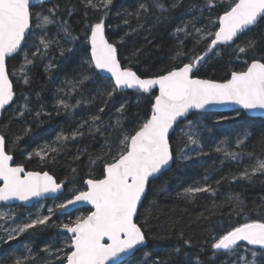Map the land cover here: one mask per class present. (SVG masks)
<instances>
[{"label":"snow or ice","instance_id":"1","mask_svg":"<svg viewBox=\"0 0 264 264\" xmlns=\"http://www.w3.org/2000/svg\"><path fill=\"white\" fill-rule=\"evenodd\" d=\"M80 2L84 6L86 21L82 43L80 37L74 34L69 19H62L59 15L62 4L56 0H0V115L16 98L13 81L10 79L9 61L15 60L17 56L22 57L20 67L14 69L11 75L19 76L18 82L30 86L29 74L32 68L38 60L48 56L53 47L59 50L61 57L68 54L65 60L68 65L66 72L71 74V79H66L64 86L56 90L58 94L71 99L73 95H82L86 84L98 85L92 90L96 95H92L90 91L86 101L82 97L74 103H68L58 96L57 102L52 105L55 114L70 112L75 119L77 109H81L85 102L95 105L98 99L102 101L95 114L82 116L71 131H61L51 142L32 151L23 149L20 155L26 153L28 159L35 156L42 162L55 163L61 152L67 149L69 142L78 141L86 135L94 139L97 133L105 137L104 152L88 157L90 168L97 162L101 163L100 176L85 180V190H77L71 198L54 204L47 209V215L36 214L33 218L29 214L27 222L14 223L10 227L0 224V231L4 233L0 235V242L3 244L19 241L25 233L33 235L30 230L37 229L38 226L43 229L62 228L64 232L57 233L58 237H62V247L46 244L39 252H33L30 244L21 242L24 254L17 255L13 252L0 260V264H132V257L151 238L148 217L152 215L153 208L159 209V205L155 199L148 207H145V202L149 200L155 182L171 172L174 164L185 162L184 166L187 167L186 162L207 155L203 151L201 136L209 129L206 125L201 126V120L208 106L233 103L243 110H264V48L261 47L264 44V0H205L204 5H185L184 0H140L134 11L125 8L122 12H116L115 15L122 19L125 26H129L131 20L135 19L138 28L149 33L158 25L168 24L171 13L178 9H185L186 14L191 16L190 19H181L171 32L176 37L177 46L170 63H178L175 66H165L159 69L158 74L143 78L131 66H125L131 65L143 49L135 48L130 57H123V53L118 50V46L124 44L125 37L138 28H130L118 40L110 42L106 27L110 28L111 25L106 26V20L112 12L114 0ZM49 4L51 7H47ZM217 4L225 6L223 14L215 21L208 19L202 27H197V23L203 21L205 11H210ZM63 7L67 17H71L76 11L70 0ZM89 9L100 13L91 18L94 21L91 23L87 22ZM141 18L145 22L151 20L152 27L140 24ZM49 26L57 28L52 36L48 35ZM213 26L218 30L211 31ZM258 29L262 30L259 41L249 36V33ZM209 36L213 38L201 53L195 54L193 48V54L190 55L185 50V40L190 39L195 46ZM61 37L68 38L67 43L78 44V47H60ZM26 48H35L31 57L25 51ZM223 49H231L230 54L235 55L237 60H240L241 53H252L248 57L251 62L242 61L245 68L231 71L230 77L223 81L199 78L196 73L212 57L220 56ZM48 60L45 70L50 73L56 65L51 62L50 56ZM184 60L187 62H183ZM102 81L107 82L101 84ZM127 90H134L141 95L148 94L150 100V108L144 113L147 118L141 120L137 115L132 121L135 127L131 132L126 131L122 122L128 119L124 104L116 109L120 116L114 124L111 119L105 122L102 118L113 98ZM20 98L25 104L16 110L15 119L24 120L31 116L39 121L42 116H52L51 112L44 111L45 105L39 93L36 94V105L32 108L28 106L31 101L27 96L21 94ZM113 132L119 133L114 153L111 146ZM31 133L32 127L28 124L15 137L0 132V202H28L33 198L60 193L65 187L66 182L58 183L46 171H26L22 163H14L11 151L19 148L24 137ZM254 136L259 141L261 152H264V129L258 130L250 126H243L236 137L235 147L240 151H228L221 146L214 150L239 162L246 154V142ZM222 143L226 144L227 141ZM87 151L86 148L78 149L74 159L79 160ZM247 156L250 160L254 159L255 163L212 183L208 182L210 177L206 174L203 184L188 186L177 192V197L194 201L200 194L216 196L222 181L243 180L252 183L258 175L264 177V159L255 157L254 153H247ZM75 171L72 169L73 173ZM167 185V180H163L158 192L167 194ZM225 201L233 206V211L237 214L244 211L243 199L239 193L229 194ZM78 203H87L92 206V210L69 223H49L57 212L67 215L69 206ZM215 207L213 201V209ZM213 209L206 210L208 215L201 213L197 220L210 219L215 214ZM141 216H144L143 223L140 222ZM9 219L15 220V215L0 214V220L7 222ZM180 237L184 248L198 246L203 252L204 246H207V241L203 245H194L193 240L184 238L183 233H180ZM210 238L213 240L210 245L213 251L207 264H217L221 256L226 257L222 264H264V220L244 222L221 235H211ZM122 255L126 259L120 260ZM147 255L146 253L145 256ZM180 255L187 258L185 264H191L189 253L179 246L172 250L164 264H176L175 257ZM195 261L196 264H204L199 254L195 256ZM154 264H160L159 258Z\"/></svg>","mask_w":264,"mask_h":264},{"label":"trees","instance_id":"2","mask_svg":"<svg viewBox=\"0 0 264 264\" xmlns=\"http://www.w3.org/2000/svg\"><path fill=\"white\" fill-rule=\"evenodd\" d=\"M56 2L62 4V9L59 15L61 18H68L69 23L72 25V29L75 35L80 37V42L84 40L85 31V18H84V6L80 0H70L71 5H74L76 11L73 12L71 17L66 16V11L63 5H67L69 0H56ZM140 0H114L112 12L109 18L106 20V34L109 41L118 40L124 35L130 28H138V22L135 19L131 20L129 26H125L122 23V19L115 15L116 12H122L127 8L130 11H134ZM190 3L204 5L205 0H184V4ZM51 7V5H47ZM225 6L217 4L210 11H205L203 21L197 23V27H202L208 19L215 21L219 15L223 14ZM100 13L89 9L88 10V23L94 22L91 18L99 16ZM191 16L186 14L185 9H178L171 13L169 23L166 25H158L153 28L151 33L144 31V29L138 28V30L131 35L125 37L124 44L118 46V50L123 53V57H130L132 51L135 48L143 49L139 57H137L131 65L134 71L143 77L153 76L158 74L159 69L165 66H175L178 61H171V57L174 54V49L177 46L176 37L171 35L174 27L177 26L181 19H190ZM140 24H145V27L151 28L152 21L145 22L143 18L139 21ZM218 30L213 26L211 31ZM258 29L249 36L257 41L260 40V32ZM57 32L55 26H49L48 35L52 36ZM147 37V39H145ZM213 37L209 36L207 40L198 45H193L191 40H185V50L189 51V54H193L191 50L194 48V53L199 54L205 50L206 45L211 41ZM68 38H59V45L63 48L78 47L77 45L67 43ZM264 48V44L261 45ZM35 48L25 49L31 57V52ZM231 49H223L220 56H214L208 61L204 68L196 73L201 79H215L223 81L230 77V72L240 71L245 68V63L242 61H251L248 59L252 53H241L240 60H237L235 55H231ZM67 53L65 57H61L59 50L53 47L48 56L52 58L51 62L56 65L55 68L49 73L45 70V65L49 63L48 56L43 60H38L35 66L30 72L31 85L25 86L19 81V76H12L11 72L19 68L22 63V57L17 56L15 60H10L8 67L10 77L15 86L16 99L14 103L5 111L2 121L0 123V132L7 133L10 137H15L21 134L22 130L26 127V124L31 125L32 133L24 137L19 148L11 151L15 163H22L27 171H39L49 172L52 174L58 182L65 183V193L57 199L45 201L46 205L58 204L64 201L66 198H71L77 190H85L86 186L84 181L100 176L99 169L102 167L100 162L96 165L89 167L88 157L89 155L95 157L97 154L104 152V140L105 137L99 133L95 134V138L85 136L84 138L69 142L65 151H62L60 156L57 157L55 163L42 162L38 157L33 156L31 159L27 158V154L20 155L23 149L32 151L38 147L43 146L47 142L54 140L56 134L61 131L69 132L76 127V121H79L82 116L87 117L96 113V108L102 103L99 99L95 105H88L86 102L81 109H77L75 113V119L70 112L61 111L60 115H56L52 107L57 102L58 96L63 97V94H58L57 89L64 86L66 79H71V74L66 72L68 65L65 63ZM122 57V63L124 59ZM183 62H187L184 60ZM107 81H102L101 84ZM98 85L86 84L82 89V95H73L71 99L63 97L66 102L74 103L76 99H81L89 96V92L92 95H96L93 89ZM39 93L42 101L45 105L44 111L51 112L52 116H42L39 121L34 120L33 117L28 116L24 120L15 119V113L18 108H22L25 101L21 99V94L27 96L31 103L29 107L32 108L36 105V94ZM121 104L126 105V113L128 119L123 120L126 131L131 132L135 125L132 121L137 115L141 120L147 118L144 113L150 108V100L148 94L141 95L133 90L126 91L124 94H118L115 96L109 104V108L105 109V113L102 118L105 122L111 119V123H115L116 119L120 116L116 112V109ZM110 109V111H109ZM222 117H229V119H222ZM215 120H221L220 123H215ZM140 121H136L139 123ZM186 123V122H185ZM201 123H205L207 129H209L208 143L205 146L204 152L207 155H203L194 161H189L187 167L184 166L185 162H178L173 165L172 171L166 173L162 180H158L152 187V192L149 196V200L145 202V207L151 203L153 199L156 200L159 205V209H152V215L148 217L149 230L151 232V238L148 240L146 247L136 252L132 257V264H154L159 258L160 264H164V261L168 260L169 254L175 247H181L183 251L189 253L191 258V264H196L195 256L200 255L204 264H207L208 259L211 257L212 249L210 248L213 240L211 235H221L224 231L229 230L231 227L239 226L244 222H251L252 220H264V177L257 176L255 182H248L243 180H237L232 182L230 180L222 181L218 186L216 196L210 194H200L197 199L185 200L177 197L176 193L182 191L188 186H195L197 184H203V177L209 175V183L215 180L221 179V177H230L231 174H235L244 170L245 167L255 163L254 159H249L247 153H254L255 157L264 159V152H261L259 147V141L254 136L250 141L246 142L244 147L245 155L241 161H234L230 158H226L223 152H216L214 149L217 146L226 147L228 151H240L232 144L227 147L222 142L229 139H236L240 129L243 126H250L255 129H264V119L252 118L247 116L244 112L227 113V114H204V118ZM108 133L106 132L105 135ZM119 133H112L111 146L113 153L115 152L116 137ZM122 138V137H121ZM175 146V142H174ZM11 148V145H9ZM87 149V154H82L80 159H74L78 149ZM105 159H108L105 156ZM223 161V163H221ZM75 169V173L72 172ZM91 173V175H90ZM163 180L168 182V193H160L158 189ZM215 186V185H214ZM239 193L243 199L244 211L237 214L233 211V206L226 203L225 198L229 194ZM213 201L215 202V209H213ZM34 207V206H33ZM33 207L30 208L32 211ZM6 209L11 207H5ZM25 209L20 206L13 207V210L22 214ZM207 209H213L214 215L207 221L201 219L197 220V217L201 213L208 215ZM90 210H80L77 213L79 215H87ZM47 215V212H46ZM78 215V216H79ZM76 213L69 216H61L56 213L53 216V221L59 225L62 223H69L71 220L76 219ZM144 216L140 217V222L143 223ZM33 235L25 233L19 238V241H11L9 244H3L0 242V260H3L5 256H10L13 252L17 255L24 254L22 250V244H30L33 252H39V249L46 244H51L53 247H62V237H58V232H64L62 228L48 227L47 229L40 228L30 230ZM180 233L184 234V238L192 239L194 245H203L207 241V246H204L203 252L200 247L184 248ZM244 244V243H242ZM253 247V246H248ZM148 254L145 256V254ZM41 255H43L41 253ZM250 258V257H249ZM187 258L183 255L175 257L176 264H185ZM226 257H219L217 264H222ZM259 259V257H258Z\"/></svg>","mask_w":264,"mask_h":264},{"label":"water","instance_id":"3","mask_svg":"<svg viewBox=\"0 0 264 264\" xmlns=\"http://www.w3.org/2000/svg\"><path fill=\"white\" fill-rule=\"evenodd\" d=\"M107 35V34H106ZM215 51V49L213 50ZM105 76L107 74H104ZM11 79V77H10ZM12 80V79H11ZM13 90L15 92V86L13 83ZM127 91H131V90H127ZM134 91V90H133ZM156 94H158V91L156 92ZM16 99V98H15ZM14 99V101H15ZM13 101V103H14ZM12 103V104H13ZM10 104L9 106H6V110L12 105ZM5 110V111H6ZM235 112H244L247 116L252 117V118H260V119H264V110H252V111H248V110H243L241 109V107L239 105L233 104V103H228V104H215V105H210L208 106V108L205 110L204 114H227V113H235ZM5 113V112H4ZM3 113V115H4ZM3 115H0V123L2 121ZM14 163H15V159H14ZM26 170V168H25ZM27 171V170H26ZM49 173V172H48ZM50 174V173H49ZM52 175V174H50ZM53 176V175H52ZM54 177V176H53ZM55 178V177H54ZM56 179V178H55ZM57 180V179H56ZM58 182V181H57ZM59 183V182H58ZM0 186H2V182H0ZM65 193V187L64 189L61 190L60 193H54V194H50L48 196L42 197V198H33L31 201L28 202H22V201H8V202H0V210L5 208V207H16V206H20L23 208H31L33 206H35L36 204H39L41 202H45L48 200H54L53 197H60ZM92 210V206L87 204V203H78L74 206H69V208L67 209V215H63L60 212H58L59 215L61 216H69L75 212H78L80 210ZM64 231V230H63ZM70 235V234H68ZM241 243H246V242H241ZM148 244V243H147ZM147 246V245H146ZM144 246V247H146ZM141 247L140 249L144 248ZM258 247V246H256ZM126 259V257H124L123 255L120 257V260H124Z\"/></svg>","mask_w":264,"mask_h":264},{"label":"rangeland","instance_id":"4","mask_svg":"<svg viewBox=\"0 0 264 264\" xmlns=\"http://www.w3.org/2000/svg\"><path fill=\"white\" fill-rule=\"evenodd\" d=\"M215 123H220L221 120H215L214 121ZM206 124L205 123H201V126H205ZM208 138H210L209 134H208V131L207 132H203L202 136H201V140H202V143L204 145V148H203V151L205 149V146L206 144L208 143ZM235 140L236 139H229V142H227L226 145L227 147H229L230 144H232V146L234 147L235 146ZM231 146V145H230ZM192 147H195V146H192ZM193 155H195L194 153H192ZM189 162V161H188ZM54 201V200H53ZM52 205H46V202H41L39 204H36L32 209V211H30V208L29 209H25L22 214L20 213H17L13 210V207L11 208H3L0 210V214H3V213H9V215H15V220H12V219H9L7 222H5L4 220H0V224L2 225H5V227H10L12 226L14 223H21V222H27V217L29 216V214H32L33 218H35V215L36 214H39V215H46V212H47V209L50 208ZM76 213V216L78 217V215L80 213ZM80 216V215H79ZM0 235H4V233L2 231H0Z\"/></svg>","mask_w":264,"mask_h":264}]
</instances>
